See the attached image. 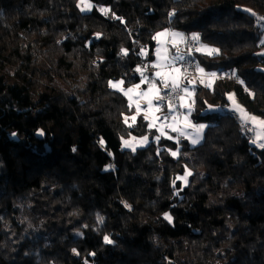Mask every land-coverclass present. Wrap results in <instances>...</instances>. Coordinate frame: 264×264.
Instances as JSON below:
<instances>
[{
    "label": "trees",
    "instance_id": "trees-1",
    "mask_svg": "<svg viewBox=\"0 0 264 264\" xmlns=\"http://www.w3.org/2000/svg\"><path fill=\"white\" fill-rule=\"evenodd\" d=\"M89 1L0 0V264H264V148L212 110L235 92L264 119V0ZM166 29L199 34L219 51L184 56L232 74L196 86L198 146L125 123L109 84L140 83ZM130 135L151 141L127 150Z\"/></svg>",
    "mask_w": 264,
    "mask_h": 264
},
{
    "label": "rangeland",
    "instance_id": "rangeland-1",
    "mask_svg": "<svg viewBox=\"0 0 264 264\" xmlns=\"http://www.w3.org/2000/svg\"><path fill=\"white\" fill-rule=\"evenodd\" d=\"M84 3L86 6H84L83 8L85 9L84 11H90V9L92 8L91 6V2L89 0H84ZM244 8V7H243ZM247 9V8H244ZM159 49V52L161 53V56H165L166 55V49L165 47L158 45L157 50ZM157 50L155 52H157ZM143 55H146L148 52L147 50H143L142 51ZM163 53V54H162ZM262 69H264V65L261 66ZM176 73V72H175ZM199 73V72H197ZM197 73H194L197 74ZM122 79L119 80H112L111 82L114 84H118L119 81H121ZM199 83H201V80H199ZM135 85H140L139 88L134 89V91L132 93H130L131 95V100L129 99L128 96H126L129 100V104L133 107L134 112L131 115H127L125 119H127V123L129 125H133L135 122H137L138 117L143 115L144 117L147 115L148 117V121H149V125L152 124L153 126H151V128L156 129L157 130V136H159V138H161L162 136L165 137H171L177 141L181 140L180 138H186L187 140L190 141V144L192 146H198L199 144H201L204 140V132L206 130V128H204L202 130V132L199 134L201 136V139L199 140V143L197 144H192V139L196 138L197 136V132L195 127H193V125H196L195 121L193 120V112H194V104L195 102L193 101L192 97H193V90L191 87H189V92L186 93V95L184 96V99L182 100V105H186L183 106L185 109L191 110L189 116H184L182 119L178 116L177 112L172 108L171 110H169L168 112H166V110L160 108L159 110H157L156 107H153L152 109H148V100L151 99L153 105H159L157 98H156V89H153L151 92H149V88L152 87L150 86L149 88H146L143 86V82L141 81L138 84ZM135 85L132 86H127L125 83H123L122 85H119V87L117 88H113L117 91H121L120 89H124V91H126L128 88H132ZM124 91H121L122 93H124ZM144 93H147V95H144ZM161 95V94H160ZM231 97V98H230ZM228 98L230 100V102L232 104H235L236 106L242 107L241 103L239 102V99L237 98V95L235 92H231L228 95ZM137 104H139V109H137ZM212 110L218 111V108L216 106L212 107ZM248 114V113H247ZM255 117H257L259 120H264L262 117L258 116V115H253ZM132 117H135V121H133ZM156 117H159L160 119H156ZM164 117H167V120L164 119ZM201 124L207 125V123L205 122H201ZM256 127V134L254 135L252 141H255L253 143L259 145L260 147H262L261 145L263 144L262 142H264V125H259L258 123H254ZM169 125H171L172 127H169ZM173 127H175L177 130L173 131ZM180 133L181 137L178 136V134ZM148 137L147 141H143L142 142V138L145 136H136V135H130V136H124L121 138L122 140V146L124 149L127 150H132L133 148L138 149V148H142L147 146L150 141L151 138L150 136L146 135ZM156 136V137H157ZM127 140L132 147H127L124 144V141ZM204 158L201 157V164L199 166V168L202 167L203 163H204ZM190 171H188L186 173V178H188Z\"/></svg>",
    "mask_w": 264,
    "mask_h": 264
},
{
    "label": "built area",
    "instance_id": "built-area-1",
    "mask_svg": "<svg viewBox=\"0 0 264 264\" xmlns=\"http://www.w3.org/2000/svg\"><path fill=\"white\" fill-rule=\"evenodd\" d=\"M84 4H85L84 2L81 3V6L83 7ZM262 18H263V15L258 14V19L261 20ZM193 33H196V32L185 31L183 33L184 41H183L182 45L184 46V48H186L188 50L196 51L197 48L202 47V42L200 40V37H199L198 41L192 40L191 37H192ZM169 41H170V39H169ZM183 57H184L183 60H177V66L180 69V72H179L180 88L177 89L176 91H172L171 86H169L168 88L164 89L160 95V97H163V100H159V99L157 100L159 105L163 104V107H161V108L164 110L169 109L168 102L170 101L172 108L177 112L178 116L181 119L184 116H189L188 110L182 106V100L180 99V97L181 96L184 97L186 95V93H184L181 89L186 87L187 80L190 77H192L194 75V73L199 72L198 68H200V64H199V61L197 59L192 58V57H186V56H183ZM140 70H141L140 75H141V73H143V76L141 75L142 81L144 80V77L148 78L147 81L143 82L144 85H146L147 87L152 86V82L156 81L155 73L158 71V69L153 65L150 67H141ZM215 77L231 78L232 74L228 70L220 71V72L216 73ZM237 78H238L237 76L233 77L234 80H237ZM214 106H216L218 108V111L229 113L234 119H236L240 123V125L243 127V129L249 130L250 133L252 134V136L254 137V135L256 134L255 125L250 121L246 122V120H244V117L240 113V111L237 110L235 107H233L230 103H225V102L219 100L217 102V104ZM195 123H196V125L201 124L200 122H197V121H195ZM178 136L181 137L180 133L178 134Z\"/></svg>",
    "mask_w": 264,
    "mask_h": 264
},
{
    "label": "snow or ice",
    "instance_id": "snow-or-ice-1",
    "mask_svg": "<svg viewBox=\"0 0 264 264\" xmlns=\"http://www.w3.org/2000/svg\"><path fill=\"white\" fill-rule=\"evenodd\" d=\"M81 2L83 3L84 0H81ZM81 10L84 11L85 9L82 8ZM101 11H103V12L106 13L107 11H110V9H103V8H101ZM169 15L170 16L175 15V11L173 10L172 12L169 13ZM262 19H264V18H262ZM166 34H167V30H165V32L157 33L156 36L153 37V39H157L158 37H162V36H164ZM172 35L173 36H181L182 37V34H179V33H172ZM97 36H99V34H97ZM191 38L194 41H198L199 40V34L193 33ZM121 51H122V54L127 55V50L126 49H122ZM196 51H201V48H197ZM218 51L219 50H217V49H212V50L208 51V54L211 55L214 52H218ZM157 56L158 57L160 56L159 49L157 50ZM167 59H168V57H167V55H165L163 57V60H167ZM172 59L173 60H183L184 57L182 55H180V56H174V57H172ZM161 66H162L161 64L155 65V67H161ZM173 70L176 73H179L180 72V69L179 68L170 69L169 72L171 73V71H173ZM136 71L137 72H140L141 70H140V68H137ZM198 71L203 72L204 70L202 68H198ZM141 75L143 76V73H141ZM155 75L161 79L164 88H168L170 86V84H171L172 91H176L177 89L180 88L179 78L178 77H171L169 74H164L163 72H160V71L156 72ZM210 75L213 76V77H215L216 76V73H211ZM147 80H148V78L147 77H144V80L142 82H145ZM123 83H124L123 80L119 81L118 84H114L111 81L109 82L110 86L113 87V88H117V87H119V85H122ZM241 83H243V81H241ZM139 87H140V85H135L132 88H128L126 91H124V89H122V88L120 90L121 91H124V94L126 96H128L129 99L131 100L132 97H131L130 93H132L134 91V89L139 88ZM153 89H156V98L159 99V100H163V97H160V95H159V89H157V86H156V84H155L154 81L152 82V87H150L148 91L151 92ZM181 90L184 93H188L189 92V89L187 87H185V88H183ZM144 95H147V93H144ZM180 99L183 100L184 97L181 96ZM182 106H186V105H182ZM153 107H156L157 110H159L161 107H163V104L153 105L152 100L149 99L148 100V109L150 110ZM168 107H169L170 110L172 109V106H171V102L170 101L168 102ZM137 109H139V104H137ZM237 110H239L242 113H244V115L247 117V119H250L252 122L258 123L259 125H264V120H259L255 116H248L247 113L244 112V110L242 108H239V106L237 107ZM190 111L191 110L189 109V114H190ZM132 119H133V121H135V117H132ZM145 119H148L147 115L145 116ZM156 119H160V118L159 117H156ZM164 119L167 120V117H164ZM125 123H127V119H125ZM149 126L151 127L153 125L150 124ZM169 127H172V126L169 125ZM193 127H195V129H196L197 136H196V138L192 139L191 142H192V144H197V143H199V140L201 139V136L199 134L202 132V130L204 128L207 127V125L199 124V125H193ZM176 130L177 129L175 127H173V131H176ZM39 134L40 135H43V131L41 130ZM13 135H15V133H13ZM169 138H171V137H169ZM147 140H148V137L147 136H145V137L142 138V142L143 141H147ZM156 140L159 141V136L156 137ZM253 142H255V141H253ZM124 144L127 147H132V145L127 140L124 141ZM261 146L264 147V145H261ZM132 150L135 151V148H133ZM73 151H75V149H73ZM172 155L175 156V155H177V153L176 152H172ZM188 174L190 175L191 173L189 172ZM180 179H185V181H186V177H181ZM126 206L127 207H130L128 205H126ZM97 218H98V221L100 223H103V217L98 216ZM166 219L171 220V217L166 214ZM104 240L107 243H113V241H111L108 236H105L104 237ZM73 252H76V250L73 249ZM92 255H94V253Z\"/></svg>",
    "mask_w": 264,
    "mask_h": 264
},
{
    "label": "crops",
    "instance_id": "crops-1",
    "mask_svg": "<svg viewBox=\"0 0 264 264\" xmlns=\"http://www.w3.org/2000/svg\"><path fill=\"white\" fill-rule=\"evenodd\" d=\"M166 30H167L166 35H164L162 37H158L156 39L157 45H156L155 51L157 50L158 45H161L162 47L164 46L166 49V55H167L168 59L163 60L164 56H161V53H160V56L158 57L157 52H155V60L153 61V65L155 66L157 64H161L162 65L161 67H156L158 69V71L163 72L164 74H169L171 77H178L179 78V73H175L174 70L171 71V73H170L169 70L174 69V68H178L177 60H173L172 57L180 56V55L184 56V54L186 53V48H184V46L182 45L183 41H184V36H183L184 32L175 31V30H171V29H166ZM161 32H165V30H163ZM161 32H159V33H161ZM172 33L182 34V37L181 36H173ZM169 39H170V41H169ZM202 49L204 51H210L211 50L210 47H207L205 45H203ZM263 51H264V48H263ZM211 73H215V72L206 73L204 71L203 72L199 71V73L193 75L192 77H190L187 80L186 87L192 88V90H193L192 99L194 102H195L196 86L198 84H206L210 87H213V84L215 82L216 77L211 76L210 75ZM199 80H201V83H199ZM155 84L157 86V89H159V95H160L163 92V90L166 88L163 87V83H162L161 79L157 76H156ZM143 86L146 88H149L146 85H144V83H143ZM170 86H171V84H170ZM230 104L237 109L238 106H236L235 104H232L231 102H230ZM239 108H242L244 110L243 107H239ZM169 110L170 109H167L166 112H168ZM244 112H246V111L244 110ZM240 113L243 115L244 120L252 122L250 119H247V117L244 115V113H242L241 111H240ZM247 115L253 116V115H249V114H247ZM262 143H263L262 145H264V142H262Z\"/></svg>",
    "mask_w": 264,
    "mask_h": 264
}]
</instances>
